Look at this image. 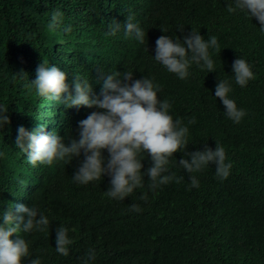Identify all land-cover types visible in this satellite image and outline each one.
Returning a JSON list of instances; mask_svg holds the SVG:
<instances>
[{"label": "trees", "instance_id": "trees-1", "mask_svg": "<svg viewBox=\"0 0 264 264\" xmlns=\"http://www.w3.org/2000/svg\"><path fill=\"white\" fill-rule=\"evenodd\" d=\"M232 2L0 0V105L10 119L4 133L0 132V151L5 154L0 158V211L14 208L24 197L29 207L35 204L49 217L46 231L20 233L30 242L32 257L39 256L42 264H81L88 250L94 249V264H264V32L242 12L229 13L227 6ZM55 9L62 12V26L70 25L71 32L49 28ZM129 14L147 31L140 47L129 46L119 33L105 35L109 23L123 24ZM192 29L205 39L217 36L221 50L212 53L216 72L193 65L184 88L182 80L152 55L158 37L182 39L180 35ZM239 56L252 65L255 78L246 88L233 86L232 97L239 104L255 106L259 121L244 119L236 125L240 131L210 135L201 107L214 98L212 87L219 79H232V63ZM43 60L69 75L87 77L96 94L100 91L97 69L131 71L135 79L154 76L162 86L161 99L172 102L174 118L185 124L190 118L196 120L189 125L187 151L220 143L232 163L229 177L218 181L212 164L195 174L200 187L190 189V174L173 161L170 171L183 177L180 183L152 190L145 176L141 188L125 200H114L104 195L110 187L108 176L87 185L72 181L82 156L69 163L33 167L15 146L18 126L28 122L31 131L37 123L43 124L47 132L55 131L67 143L78 138V121L94 111L68 109L45 97L35 99V90L25 88L18 75L23 72L28 76L25 80H34ZM144 158L147 171L151 158ZM174 158L179 161L184 154L177 152ZM131 204L139 205L140 211H131ZM61 224L72 239L66 256L55 251Z\"/></svg>", "mask_w": 264, "mask_h": 264}, {"label": "clouds", "instance_id": "clouds-1", "mask_svg": "<svg viewBox=\"0 0 264 264\" xmlns=\"http://www.w3.org/2000/svg\"><path fill=\"white\" fill-rule=\"evenodd\" d=\"M227 11L242 12L256 22L261 34L264 32V0H233ZM62 21V12L53 10L49 28L56 30L62 27L65 33L71 32V26H62ZM179 31L182 32L183 28ZM117 33L129 46L139 47L147 35V31L130 14L123 24L115 20L107 25L106 36L115 37ZM180 36L183 38L158 37L152 57L168 73L182 80L181 87L185 88L192 76L190 69L193 65L200 71L216 72L212 53L220 52L221 45L217 36L209 35L205 39L195 29ZM232 72L231 80H218L216 87H212L214 98L205 101L201 107L206 117L204 125L210 135L228 136L235 130L240 131L236 125L244 119L259 121L260 112L255 106L239 104L232 97L233 86L246 88L255 78L252 65L239 56L232 63ZM18 76L25 81V88L35 90L32 94L38 101L45 97L62 102L68 109H94L78 121V138L67 143L55 131L47 132L43 124L37 123V128L31 131L28 122L25 126H18L15 146L35 168L54 162L69 163L82 156L72 181L87 185L108 176L110 187L104 195L114 200H125L134 190L141 188L145 176L152 190L172 182L180 183L183 177L170 171L173 161L190 174V189L200 187L195 174L212 164L218 181L226 180L231 173L232 163L220 143L208 144L209 147L205 144L203 150L187 151L189 125H194L196 120L190 118L185 124L181 118H174L172 102L168 98L161 99L162 86L154 76L135 79L131 71L121 73L97 69L98 94L94 93L93 83L87 77L79 73L69 75L59 66L44 60L38 65L34 80H25L28 76L23 72ZM8 124L9 112L0 105V132L4 133ZM30 126L34 127V124ZM215 145V149L211 148ZM177 152L183 153L184 158L177 161L174 158ZM4 155L0 151V158ZM145 156L151 158L147 171H144ZM130 210L138 212L140 206L131 204ZM49 223V217L35 204L29 207L24 197H20L14 208L0 211V264H42L39 256L32 257L30 242L20 233L44 232ZM55 243L56 253L68 255L72 239L69 229L62 224L56 230ZM95 259L94 249H89L81 264H94Z\"/></svg>", "mask_w": 264, "mask_h": 264}, {"label": "bare ground", "instance_id": "bare-ground-1", "mask_svg": "<svg viewBox=\"0 0 264 264\" xmlns=\"http://www.w3.org/2000/svg\"><path fill=\"white\" fill-rule=\"evenodd\" d=\"M43 98V97H42Z\"/></svg>", "mask_w": 264, "mask_h": 264}]
</instances>
